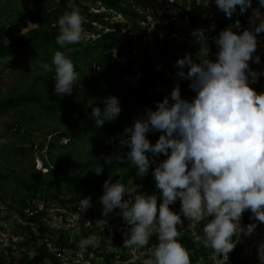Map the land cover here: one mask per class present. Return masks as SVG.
<instances>
[{
    "label": "trees",
    "instance_id": "16d2710c",
    "mask_svg": "<svg viewBox=\"0 0 264 264\" xmlns=\"http://www.w3.org/2000/svg\"><path fill=\"white\" fill-rule=\"evenodd\" d=\"M138 1L33 0L25 4V0H21L20 8H14L9 18L0 23V66L1 62L9 59L35 61L26 65L23 75L28 79L22 88L0 96V119L11 117L14 120L11 125L16 131L8 147L0 150V160H4L0 162V207H4L9 216L16 215L20 220L28 222L22 231L23 240L13 245L18 246L20 250L33 251V255L22 252L21 257L17 258L12 256L11 249L7 248L10 257L5 258L1 254L0 264H60L55 252L77 251V244L81 240L100 234V228L91 223L90 228L80 226L81 233L73 236L72 240L66 231L52 227V223L39 214L33 203L35 200L49 206L62 197L67 198L66 204L70 205L68 210L72 215L96 218L108 228L115 229L126 221L122 219L118 223L117 220H111L114 215L122 214L120 208L108 214L104 213L100 198L104 193L103 185L106 180L111 179L113 183L119 180L127 187L143 185L137 189L135 195L150 194L152 191L160 195L161 190L156 187L153 171L160 162L167 159V155L159 154L155 158L156 163L150 165L148 174L138 176L137 166L127 158L130 147L120 143L126 138L124 130L133 127L136 119L146 116L147 109L155 111L157 102H162L166 96L170 98L173 89L166 94L157 91L155 85L161 80V76L172 74V64H177V61L186 55H191L196 63L201 62L200 44L192 35L194 30L203 28L207 38L218 37L220 32L229 26L235 27L237 20L240 21V26L245 25L253 16L252 10L256 8L251 5L246 12L241 13L240 6H237V11L232 17H228L218 9L208 13L206 0H186L187 4H182V0H173V6L177 8L178 13L175 16L170 13L167 25L156 27L153 32V43L158 58L147 57L142 63L138 81L134 85L126 86L122 85V81L136 74L128 65L117 69L113 64V55L122 56L133 40L140 47L146 37V31L140 26L145 19L136 9ZM162 1L167 4L170 0ZM74 9L79 10L85 17L83 33L97 38L62 47L56 40L60 34L57 21L59 17ZM117 16L125 20L127 25L114 20ZM171 18L174 20L170 21ZM129 26L136 32L134 39L127 33H121ZM257 37V45H264V33H258ZM208 45V58L215 62L218 52L215 43L208 42ZM57 50L65 52L73 60L77 71L81 65H87L90 70L97 66V72L92 71L90 79L80 75L76 81L78 88H73L71 94L63 96L54 93L55 65L51 66L50 71L41 67L43 63L52 64L53 55ZM256 69L250 70L257 71ZM148 70L149 75H146ZM183 82L184 84L180 85L181 96L191 101L193 89L189 85L192 81L184 78ZM250 87L257 93H264V79L258 76L257 82L251 83ZM108 96L119 98L122 111L116 119L106 121L102 127H98L92 110L95 106L103 109L101 102ZM35 120L39 127L38 133L43 137L37 145L33 142L34 133L30 128L35 124ZM22 128L24 132L20 133ZM162 134L164 133L161 130H157L154 134L149 131L146 135L150 142L155 144ZM63 140L67 141L64 143ZM81 143L90 145L85 148ZM27 144L30 146L27 147ZM93 147H101L110 152L109 156L113 158V162H103L94 172L88 174L81 171L80 167L84 163L83 155H94L95 151L91 150ZM34 152H43L40 155L42 166L46 170L43 174H37L33 162L26 167L22 165L29 154ZM146 154L150 158L153 156L150 152ZM87 197H91L92 206L84 211L81 199ZM159 203L161 202H158V205ZM66 204L64 203V206ZM26 209L37 211V216L29 217ZM250 214L251 210L244 214V223H256V228H259L254 216L249 217ZM32 224L35 227H32ZM197 225L199 229L195 235L180 229L182 235L178 237L190 250L192 264L202 261L207 263L213 251L205 248L202 242H199L200 246L197 247L195 238L204 235L202 229L205 220ZM157 244L158 235L154 232L144 250H154ZM50 245L54 251H51ZM105 248L106 242L97 250L91 251V247H87V251L95 257L87 260V263L99 264L96 260L100 259V264H133L128 263L129 258L126 255L106 253ZM240 254L237 250L229 255V259L223 264H246ZM68 264L83 263L70 261Z\"/></svg>",
    "mask_w": 264,
    "mask_h": 264
},
{
    "label": "clouds",
    "instance_id": "9594fccd",
    "mask_svg": "<svg viewBox=\"0 0 264 264\" xmlns=\"http://www.w3.org/2000/svg\"><path fill=\"white\" fill-rule=\"evenodd\" d=\"M252 2L215 0L228 17L237 11V6L241 13L246 12ZM259 5L264 7V0H259ZM252 11L253 29L238 34L229 26L220 32L215 39L219 48L215 62L208 58L206 30H194L192 35L200 44L201 62L196 63L191 55H186L177 61V67L181 78L192 81L189 86L197 92L195 98L192 101L182 98L177 84L170 98L166 96L157 102L155 111L147 109L146 116L124 130L126 138L120 143L130 147L127 158L137 166L138 176L148 174L159 154L167 155L153 171L156 187L161 190L159 205L156 194H136L134 198L124 199L143 185L127 187L111 179L105 181L100 198L104 213L120 208L123 219L131 226L125 246L143 247L154 232L158 235V244L146 264H192L190 250L178 239L183 227L181 214L170 208L177 199L189 221L198 224L207 219L204 235L195 239L197 247L202 242L205 248L213 250L214 264H223L221 257L229 259L237 243L233 237L241 233L250 236L256 229V223L241 227L245 210L250 209L255 219L264 222V93L250 87L264 73L250 70L248 63L260 62V57H253V53L257 49V34L264 33V13L259 7ZM84 22L85 17L77 9L59 17L57 43L62 47L78 43ZM235 27L239 29V20ZM52 65L56 72L54 93L71 94L79 77L73 60L57 50L52 64L43 63L41 67L50 71ZM101 103L103 109L95 106L92 110L98 127L116 119L122 111L116 96L105 97ZM156 130L164 134L152 144L146 134L149 131L154 134ZM148 152L153 154L152 158ZM105 160L109 164L113 162L110 156ZM91 206V197L81 199L84 211ZM96 242V237L90 236L80 241V247ZM258 253L260 264H264V242L260 243Z\"/></svg>",
    "mask_w": 264,
    "mask_h": 264
},
{
    "label": "rangeland",
    "instance_id": "374dc122",
    "mask_svg": "<svg viewBox=\"0 0 264 264\" xmlns=\"http://www.w3.org/2000/svg\"><path fill=\"white\" fill-rule=\"evenodd\" d=\"M33 0L26 1L25 4L28 2H31ZM188 1L182 0V4H187ZM208 6V13H213L216 9L220 10L218 5H216L215 0H210L209 3H205ZM20 5H22L21 0H0V23H4L8 18L9 14L14 10V8H20ZM256 8H260V11L264 13V7H260L259 3L255 5ZM136 9L139 11L145 21L140 24L141 28L146 31V37L143 38L141 45L135 43V40H133L130 43V47L127 48V52L124 53L122 56H116L113 55L114 61L113 64L117 66V69L128 65L133 72L136 74L134 77L129 79H124L122 81V85L131 86L134 85L139 77L140 69L142 68V63L147 60V57H153L154 59L158 58V52L155 49V45L153 43L154 37L153 32L156 27H161L167 25V21L169 20L168 15L170 13L175 16L178 13L177 8L173 6V0H170L167 4H165L162 0H139L136 4ZM101 10V9H100ZM102 11V10H101ZM221 11V10H220ZM114 20H117L123 25H127V22L123 20L120 16L115 17ZM174 20L173 18L170 19ZM250 20V18H249ZM248 21V20H247ZM246 21V22H247ZM258 22V21H257ZM251 23V22H250ZM252 24V23H251ZM32 26H30L31 28ZM234 27V26H233ZM121 33H127L128 36H132L133 39L136 37V32H133V29L129 26L128 28H125L121 31ZM96 39V36L83 33L82 38L80 41L86 42L89 39ZM260 57V62L256 63L255 60H250L249 63V69L251 68H257L256 72L258 73H264V48L256 49V51L253 53V57L255 56ZM16 59V58H15ZM20 60H5L1 62L0 66V96L14 92L16 90H20L22 86L25 83V80L28 79L25 75H23L26 65H30L34 63L32 59H28V61L23 60L22 58H19ZM97 66L92 67L90 70V67L87 65H81L79 67L78 73L80 75H85L88 79L91 78L92 74L91 72H97ZM172 67L174 68L172 71V74L169 76H161V80L155 85V89L157 91L164 92L166 94H169L172 89L176 87L177 84L179 86L183 85V79L178 75V67L177 64H172ZM186 72V68L184 69ZM248 70H246L247 72ZM146 75H149V70L146 72ZM260 78L264 79V75H259ZM180 86V87H181ZM74 88H78L77 85L74 86ZM186 91V90H185ZM184 93V90L182 91ZM193 100L195 96L197 95V92L193 90L191 93ZM191 100V101H192ZM14 120L11 117H5L0 119V140H3V143H0V150H3L4 148H7L9 143L12 142L14 135H16L15 127L11 125V123ZM33 123V122H32ZM34 133L33 136V142L37 145L42 140V135L38 133V125L33 124L30 127ZM157 131V130H156ZM24 132V128L21 129L20 133ZM81 145L85 148L89 147V143H81ZM30 144H27V147H29ZM84 151L86 149H83ZM91 150L95 151L94 155L91 157L87 154L83 155V164H81L80 169L81 171L85 173H92L98 168L103 162H106L105 157H109L110 152H107L103 148L99 147H93ZM87 151V150H86ZM89 152V150H88ZM43 152H34L32 154H29L27 159H25L24 163L22 164L24 167L29 165L30 162H33L34 170L37 172V174H43L45 173V169L42 167L41 158L40 155H42ZM85 156V157H84ZM4 161L3 159L0 160L2 163ZM28 172H31V169L29 168ZM156 194L158 196V202H162V197L157 194L155 191L150 192V194ZM135 194H126L125 198H134ZM67 198H60L58 201L53 202L49 206H45L40 200H35L33 203L34 206L38 209L39 214L46 218L47 220L52 223V227L56 229H63L68 233L70 238L73 240V236L79 235L81 233L80 226H83L84 228H90L92 224H94L96 227L100 228V234L96 237V244L95 245H88L87 247H91L92 250H97L101 246L103 242H106V253H116L118 255H126L129 258L128 263L133 264H146V261L152 257L153 255V249L144 250L143 247H128L125 246V239L127 238V234L129 233L130 227L127 223L124 222L123 225H118L115 229L108 228L106 225H103V223H100L96 218H86L83 215H72L68 208L70 207L69 204H66ZM64 203L66 206H64ZM33 207V206H32ZM66 207V208H65ZM170 208L181 214V218L183 220V227L180 228V225L177 227L180 228L183 231H190L192 235H195L197 232V229H199L197 223H193L189 221L186 217L183 216L181 211V202L179 199H177L176 203L173 205H170ZM245 210V212L242 214V218L240 221L241 227H246L247 225L244 223V214H247L249 211ZM254 214L251 212L249 217ZM122 214L114 215L111 220L112 222H115L116 220L118 223L120 220H122ZM211 219V217L209 218ZM256 222L259 225V228H256L252 235L247 236L243 233L233 237L234 240L237 241L236 247L229 253V255L235 253L237 250L241 253L240 258L246 262V264H260L259 260V253L258 248L261 242H264V222H260L257 219H255ZM93 221V222H91ZM26 220H20L16 215L9 216L6 213V210L4 207H0V255L3 254L5 258H9L10 255L8 251H6L7 248L11 249L12 256L20 258L21 253L28 252L30 255H33V251H26L27 249H19L18 246L13 245V243L17 244L20 243L23 239L22 231L23 228L27 226ZM92 223V224H91ZM207 223V219L205 220V224ZM32 227H35V225L32 224ZM203 231V229H202ZM204 234V233H203ZM82 241V240H81ZM38 247V245H37ZM51 251H54L53 246L50 245ZM78 250L73 251H64V253H61V262L66 264L70 261L79 263L82 262L83 264H88L87 260L92 259L94 257V254L87 251V247L81 248L80 242L77 244ZM95 259V257H94ZM223 261L225 259L221 257ZM97 263H102V260L97 259ZM198 264H214V261L212 259L211 254L209 255L208 262H200Z\"/></svg>",
    "mask_w": 264,
    "mask_h": 264
},
{
    "label": "built area",
    "instance_id": "2783aa9c",
    "mask_svg": "<svg viewBox=\"0 0 264 264\" xmlns=\"http://www.w3.org/2000/svg\"><path fill=\"white\" fill-rule=\"evenodd\" d=\"M259 3V0H253V6H255L256 4H258ZM256 7V6H255ZM251 18V17H250ZM254 28V25L253 24H251L250 23V20L248 19V21L245 23V25H243V26H240L239 27V29H237L236 27H233V30L234 31H236L238 34H240V33H242V31L243 30H251V29H253ZM217 37H212V38H208V40H207V43L208 42H212V43H215V39H216ZM215 47H216V51H219V48H218V46L216 45V43H215ZM261 48H264V45H257V49H261ZM196 92V91H195ZM155 130H152V132H154ZM26 214L29 216V217H31V216H37L36 214H38V212L37 211H33V210H31V209H26ZM263 235H264V232H263ZM61 253H64V251L63 252H55V256H56V258L58 259V261L60 262V264H64V263H62L61 262ZM226 260V259H225ZM224 262V261H223ZM66 264H68V263H66Z\"/></svg>",
    "mask_w": 264,
    "mask_h": 264
}]
</instances>
